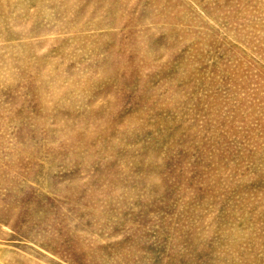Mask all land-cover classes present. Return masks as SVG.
Here are the masks:
<instances>
[{"label":"rangeland","instance_id":"374dc122","mask_svg":"<svg viewBox=\"0 0 264 264\" xmlns=\"http://www.w3.org/2000/svg\"><path fill=\"white\" fill-rule=\"evenodd\" d=\"M0 264H264V0H0Z\"/></svg>","mask_w":264,"mask_h":264}]
</instances>
